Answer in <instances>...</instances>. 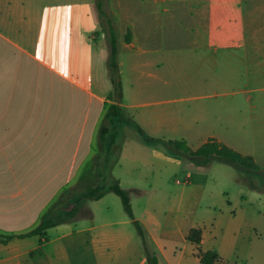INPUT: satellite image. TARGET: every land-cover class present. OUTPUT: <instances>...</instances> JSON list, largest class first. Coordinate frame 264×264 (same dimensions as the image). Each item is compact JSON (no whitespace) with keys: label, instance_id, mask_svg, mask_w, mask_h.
<instances>
[{"label":"crops","instance_id":"0c3cea01","mask_svg":"<svg viewBox=\"0 0 264 264\" xmlns=\"http://www.w3.org/2000/svg\"><path fill=\"white\" fill-rule=\"evenodd\" d=\"M149 1L146 12L151 15L162 11L175 19L176 14L184 13V27L172 34L187 40L171 48L180 46V51L190 54L189 60L209 62L219 59L217 54L222 52L244 51L246 63L251 65L250 76L254 75L255 61L261 62L264 73V0H229L241 11L235 19L237 12L230 8L229 40L224 41L227 35L221 28V0ZM254 3L261 4V10L250 12L247 8L243 16L241 5ZM178 4L186 7L185 11ZM127 13L110 20L105 11L95 12L94 0H0V234H27L68 201L73 200L74 207L65 210H73L81 202L85 205L78 217L47 230L44 237L0 243V264H152L153 258L157 264H181L175 249L167 248L179 222L173 223V230L172 223L167 228L168 222L151 208L150 189L143 185L141 174L133 172L127 180L122 143L115 139L109 147L99 135L101 126L112 116L119 121L120 109L125 107L121 103V48L134 49L140 37L158 35L152 29L141 30ZM255 17L261 19L258 26ZM113 35L118 49L117 89L109 64ZM237 36L245 43H237ZM80 56L84 64H80ZM115 110H119L116 115ZM192 119L190 125L198 127V118ZM150 121L157 132L168 130V125L174 128L168 112L153 113ZM181 124L185 133L208 132ZM223 133H230V128L214 129L198 141L202 147L214 140L251 158L240 153ZM107 150L113 154L114 164L103 173L97 161ZM154 154L158 159L181 163L160 151ZM206 163L199 169L213 166L214 171L226 175L235 171L234 164L218 158ZM115 182L121 187L127 184L131 203L139 202L141 212L133 207L134 220L127 213L113 214L111 207L103 213L101 204L112 192L99 200L80 201L76 194L63 202L73 189L83 190V196L88 188ZM221 206L230 208L231 202L226 200ZM89 213L91 216L86 215ZM196 229L203 233L200 250L216 251L219 264H225L219 250L203 248L212 238L201 227Z\"/></svg>","mask_w":264,"mask_h":264},{"label":"rangeland","instance_id":"374dc122","mask_svg":"<svg viewBox=\"0 0 264 264\" xmlns=\"http://www.w3.org/2000/svg\"><path fill=\"white\" fill-rule=\"evenodd\" d=\"M221 1V28L227 35L223 36L224 41L229 40L230 8L232 13L237 12L235 19L241 10L230 5L229 0ZM146 2L150 3L149 0ZM146 4L142 0H94L98 14L105 11L111 20L129 12L128 18L141 25V30L152 29L158 33L153 38L140 37L134 49L121 48L119 59L124 63L120 75L121 103L125 107L120 109L119 121L110 118V122L99 129V135L101 129L108 126L106 143L109 145L114 141L113 134L117 142L122 143L123 167L129 175L127 180L133 172L141 174L143 185L150 189L151 208L168 222L167 228L172 223L173 230V223L179 222L167 248L175 249V257L181 258V264H201L197 256L200 249L186 239L187 231L197 227L212 238L203 248L219 250L225 264H264V73L261 62H254L251 77V65H247L244 51L222 52L217 54L219 59L209 62L189 60L190 54L180 51V46L171 48L174 44L184 45L187 40L172 34L184 27V13L176 14L175 19L162 11L151 15L146 12L149 8ZM177 7L186 9L181 4ZM262 7L256 3L241 5L243 16L247 8L256 12ZM127 8L131 10L127 11ZM254 19L258 26L260 17ZM234 30L239 32L238 27ZM164 32L167 33L165 36H159ZM236 39L237 43H245L244 38L237 36ZM79 62L85 63L81 56ZM160 111L170 114L175 130L168 125V130L157 132L156 125L150 120L151 114ZM192 117L200 121L198 127L190 125ZM184 122L187 128L208 132L185 133L181 124ZM227 128L230 133L221 135L227 136L229 143L240 153L249 154L255 169L234 164V176L216 172L213 166L201 170L199 166L207 164L203 158L190 157L168 144L185 140L189 147L197 150L202 145L198 140L214 129L216 132ZM155 151L181 163L158 159ZM113 158L107 150L97 161L103 173L114 164ZM122 188L129 192L127 184ZM182 189L185 190L183 196ZM82 192L73 189L63 202L76 194L78 200L85 201ZM226 200L231 202V207L222 209ZM72 201H68L70 206L66 204L62 209L74 207ZM131 204L138 213L141 212L139 202L133 200ZM77 207L78 214L85 210L82 202ZM101 207L103 213L111 207L113 214H126L120 197L114 193L109 194Z\"/></svg>","mask_w":264,"mask_h":264},{"label":"trees","instance_id":"16d2710c","mask_svg":"<svg viewBox=\"0 0 264 264\" xmlns=\"http://www.w3.org/2000/svg\"><path fill=\"white\" fill-rule=\"evenodd\" d=\"M117 51L118 49H117V44H116V36L113 35L112 36V47H111V58H110L109 64H110V68L112 69V73L114 75L113 84H115L116 89L118 88ZM118 112L119 110H115L114 115H116V113ZM111 118H113V116ZM107 134H109V128L108 126H104L101 129L102 142H106L105 137ZM112 138H114V140L116 139L115 134L112 135ZM112 143L109 144L110 145L109 147H111ZM168 144L173 146L179 152L180 151L184 152L186 155L190 157H201L206 162H209L212 159L218 158V159H221L231 164L255 169V164L250 160V158H245L241 156L240 154L236 153L235 151L227 148L226 146L217 143L214 140L209 141L208 143H206L205 145H203L197 150H193L191 147H189L185 140L170 141L168 142ZM110 192L120 197L126 213L132 220H134L135 217H134L133 207L130 201L129 193L120 186L119 182H115L113 185L108 186V187L102 185V186H97L95 188H88L83 195V199L99 200L103 198L107 193H110ZM62 207L63 206L61 204V207L59 209L57 208L55 212L48 214L43 220V222L36 229H34L33 231L27 234H22V235H17V236H5V235L0 234V243L7 244L9 241H11L14 238H26V237H36V236L44 237L47 230L55 227L58 224L64 223L65 221L69 219H74L77 216H79L78 207L74 208L73 210H63ZM86 215H90V213ZM135 225L137 227L138 233L140 235H143L142 230L139 227L137 222H135ZM202 239H203V233L201 229L193 228L189 231V234L187 236V240L190 243L194 244L198 250L200 249ZM197 256L201 264H219L220 262V257L216 251L203 252L199 250L197 253ZM152 264H157V261L154 258L152 259Z\"/></svg>","mask_w":264,"mask_h":264}]
</instances>
